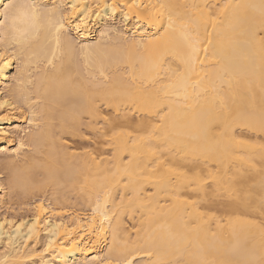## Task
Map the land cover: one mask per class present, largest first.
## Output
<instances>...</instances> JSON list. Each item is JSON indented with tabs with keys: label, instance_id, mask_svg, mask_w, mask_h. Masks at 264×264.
I'll return each mask as SVG.
<instances>
[{
	"label": "bare ground",
	"instance_id": "obj_1",
	"mask_svg": "<svg viewBox=\"0 0 264 264\" xmlns=\"http://www.w3.org/2000/svg\"><path fill=\"white\" fill-rule=\"evenodd\" d=\"M34 2L50 11L0 19V212L47 186L77 188L85 207L57 192L29 217L0 213V264H264V0ZM31 89L35 131L15 142ZM85 115L112 156L61 143ZM135 115L142 132H122ZM218 198L223 216L204 208Z\"/></svg>",
	"mask_w": 264,
	"mask_h": 264
},
{
	"label": "rangeland",
	"instance_id": "obj_2",
	"mask_svg": "<svg viewBox=\"0 0 264 264\" xmlns=\"http://www.w3.org/2000/svg\"><path fill=\"white\" fill-rule=\"evenodd\" d=\"M112 25L116 28H118L119 30L123 31L126 30L128 28V26L130 27L131 24H128V26L124 23L123 18H117L115 20L112 21ZM73 35V34H72ZM74 36V35H73ZM81 56H78L76 58L77 61L79 60V62L81 61ZM42 65V63H41ZM39 65V67L41 66ZM43 67L45 68L44 64ZM43 68V69H44ZM39 69L42 70V67H40ZM37 69V71L39 70ZM40 71V70H39ZM84 75L88 74L86 70H84ZM87 78L89 79H94L89 77L88 75H85ZM102 78V77H101ZM99 76L95 78L96 81L102 80ZM14 81V82H13ZM15 84V80H12L10 82V85H8V87L5 90V95H11L12 91L14 89V85ZM31 93L29 95V99L28 100H22L19 103H17L15 105L16 109L14 110V112H12L13 117L19 121V123H14L10 128V132H11V136L13 138V140L16 142L19 139H21L22 137H27V134H30L32 132H34L35 130L33 128L28 127V122L31 119V115H32V106L34 104H40L39 100H36V97L34 95V93H32L33 89L30 90ZM9 99H11L12 101V97L8 96ZM27 99V97H26ZM98 110L101 113V116H106L107 118H112L116 116V113H114V111L111 108H108L104 103H98ZM100 119V120H99ZM99 119H91V117L85 115L80 119V123L77 124V136L76 133L74 135H70V134H60V132L58 131L57 136L58 138L61 140V143L67 147H69L70 152L73 151V153H79V152H83V151H93V152H104V154L108 153V156H112L113 153V147L110 146L109 144V138L106 137L105 138H101V131H103V129L105 128V126H103V120L101 118ZM137 120L138 117L137 115L133 116V121L135 123V126L133 128H124L121 129L122 132H134L135 134H139L142 132V128L137 127ZM22 121V122H21ZM27 121V123H26ZM97 124V125H96ZM91 125V126H90ZM91 128H95L97 131H93ZM102 128V129H101ZM33 129V130H32ZM24 130V131H23ZM27 134H25L26 132ZM91 131V132H90ZM25 132V133H24ZM29 150H32L29 149ZM0 150V179L2 180V182L6 185H8V181L9 178L11 176V171L8 168V157L6 156L5 152ZM106 152V153H105ZM7 159V160H6ZM41 178V177H39ZM58 192V194H57ZM57 194V196L59 195H65V197L61 196V198H63L62 200H60V202L62 201H66L68 202V204H70L69 206L75 208V209H80L81 211H84V207L85 205L82 204L81 202V192L79 190L73 189L71 187H53V186H47L44 189H32L31 191L29 190V192L24 193V192H18V193H12L10 195L9 198L6 199V204L5 206H3L2 210H1V215L4 217H7L9 219H14V220H19L22 217H27L28 215L30 216L31 213H33V208L35 207V205L44 199H49V198H54L55 195ZM26 194V195H25ZM54 195V197H53ZM55 197V198H56ZM59 196V199H61ZM64 198H66L64 200ZM58 199V200H59ZM209 202V201H208ZM207 202V203H208ZM218 202H223V199L218 198V199H214L213 201H210L208 204L205 205L202 204L201 206L205 205L204 208H206V211H208L211 214L217 215V216H223V206L222 204H219ZM80 203V205H79ZM218 203V204H217ZM76 204V206H75ZM82 204V205H81ZM81 206V207H79ZM70 207V208H71ZM82 208V209H81ZM72 209V208H71ZM86 209V208H85ZM79 210V211H80ZM28 216V217H29ZM128 221V219H127ZM44 240H41L35 247L36 250L40 251L43 249V242ZM4 246H1L0 248V252H4L6 250V248L4 249ZM3 250V251H2ZM27 264H36L35 262H31L30 260H26ZM25 263V264H26Z\"/></svg>",
	"mask_w": 264,
	"mask_h": 264
},
{
	"label": "snow or ice",
	"instance_id": "obj_3",
	"mask_svg": "<svg viewBox=\"0 0 264 264\" xmlns=\"http://www.w3.org/2000/svg\"><path fill=\"white\" fill-rule=\"evenodd\" d=\"M57 7H60L59 5ZM73 8L75 5L72 6ZM97 9L102 7V5H96ZM113 11H115L116 6L113 5ZM126 7H131V5H126ZM163 7V6H161ZM262 8H264V3H262ZM50 11L47 6L41 7L34 0L28 3H22L17 0V2H13V0H5L4 3H0V19L3 20L5 27L7 28L9 21L12 22L13 25L16 24L18 20L21 19H35L39 14L43 12ZM87 11H91L88 9ZM98 13L93 12L92 15H97ZM63 27V24L60 25ZM79 28V24L76 25ZM168 27H172V17L169 15L168 17ZM6 103V102H5ZM2 107V105H0ZM23 146V145H21ZM126 264H132L131 260L126 261Z\"/></svg>",
	"mask_w": 264,
	"mask_h": 264
}]
</instances>
